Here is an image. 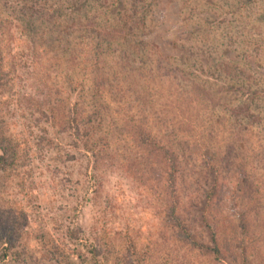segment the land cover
Instances as JSON below:
<instances>
[{"label":"rangeland","instance_id":"374dc122","mask_svg":"<svg viewBox=\"0 0 264 264\" xmlns=\"http://www.w3.org/2000/svg\"><path fill=\"white\" fill-rule=\"evenodd\" d=\"M0 258L264 264V0H0Z\"/></svg>","mask_w":264,"mask_h":264},{"label":"trees","instance_id":"16d2710c","mask_svg":"<svg viewBox=\"0 0 264 264\" xmlns=\"http://www.w3.org/2000/svg\"><path fill=\"white\" fill-rule=\"evenodd\" d=\"M35 13H39V12H37V10H33L32 11V14L34 15ZM32 14H30V12H29V14L27 15L28 17H30V18H32ZM36 19H38V18H36ZM32 22V21H31ZM33 23V22H32ZM32 23H30V24H32ZM29 24V25H30ZM34 24H36L35 22H34ZM121 32H122V30L121 31H119V35L121 34ZM126 34H130V33H126ZM119 35H117V37L119 38ZM127 35V36H128ZM102 37H103V39H105V36L104 35H102ZM125 37V36H124ZM113 38H116V37H113L112 35H111V38H110V40L111 39H113ZM79 130V128H78V126H75V129H74V131H75V134H76V136H78V134H77V131ZM84 145V144H83ZM76 146H78L77 144H76ZM85 146V145H84ZM170 161H172V168H175V166H176V159H175V157L174 156H170V159H169ZM175 219H176V223H178V219H177V217L175 216L174 217ZM178 224H180V223H178ZM180 237L183 239V240H185L188 244H191V245H193V246H196V247H198V248H201V247H203V245H201V244H199V243H197L196 241H194V239H192L191 238V236H190V234L189 233H185L184 231H182V232H180ZM207 248V247H206ZM210 250L215 254V256H217V254H219V250H218V247L216 246V245H214V247H212V248H210ZM87 252H89L90 253V256H91V258H92V260H96V258H97V254H98V251L95 249V248H88V251ZM3 256H5V255H2L1 256V258L3 257ZM0 258V259H1Z\"/></svg>","mask_w":264,"mask_h":264}]
</instances>
